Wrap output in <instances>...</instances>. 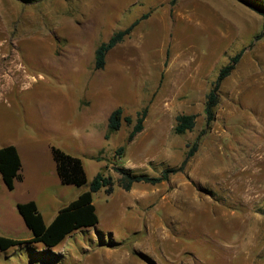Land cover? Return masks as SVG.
Wrapping results in <instances>:
<instances>
[{"label":"rangeland","instance_id":"rangeland-1","mask_svg":"<svg viewBox=\"0 0 264 264\" xmlns=\"http://www.w3.org/2000/svg\"><path fill=\"white\" fill-rule=\"evenodd\" d=\"M171 1L0 0V149L19 148L24 177L10 191L0 175V235L32 239L18 204L35 201L50 225L101 171L113 182L94 195L96 228L0 264H264V16L246 5L264 0ZM145 14L95 70L97 48ZM244 49L207 127V95ZM118 108L132 123L106 140ZM180 115L193 131L175 133ZM196 143L167 182L120 186L116 168L159 177ZM53 147L82 160L84 186L60 182Z\"/></svg>","mask_w":264,"mask_h":264},{"label":"trees","instance_id":"trees-1","mask_svg":"<svg viewBox=\"0 0 264 264\" xmlns=\"http://www.w3.org/2000/svg\"><path fill=\"white\" fill-rule=\"evenodd\" d=\"M177 0H172L171 5L175 6ZM246 5L256 13L264 16V11L249 2ZM149 18V14L143 15L136 20L131 26L125 30L115 33L108 42L102 43L95 52V70H103L106 66L107 55L119 44L129 37L134 29L144 20ZM246 49L233 56L229 63L224 66L219 73L217 80L213 84L211 92L207 95L205 108L206 123L209 127L215 120V109L219 103V90L222 83L230 77L239 64L243 53ZM147 115V110L139 114L136 124L128 137V143L143 131V123ZM132 123L131 118H124L122 108L114 110L108 119V131L105 136L106 140L110 135L120 131L122 123ZM196 126L195 115H180L177 117V125L175 133L183 135L189 131H193ZM198 150L196 143L192 150L187 154L182 166L179 169H166L159 177H151L148 175H137L125 168H116L120 175L119 184L126 191H130L135 184L145 183L152 186L160 185L167 182L171 174L181 172L185 169L189 160ZM124 147L117 150L121 155ZM52 156L56 166V174L63 185L82 187L87 182V174L81 159L65 153L59 148H52ZM22 159L18 149L11 145L0 149V174L3 182L8 190L15 189L16 181H22ZM105 189L106 193H112L113 182L110 177H106L101 171L93 180L90 189L81 194L75 201L67 207L61 209L53 222L46 225L44 218L35 201L24 204H18L17 210L22 217L26 227L32 232L33 237L28 241H20L0 235V253L7 252L19 246H28L33 248L34 245H41L46 252L57 249L71 235L78 231L96 228L99 224V217L94 204V195Z\"/></svg>","mask_w":264,"mask_h":264},{"label":"crops","instance_id":"crops-1","mask_svg":"<svg viewBox=\"0 0 264 264\" xmlns=\"http://www.w3.org/2000/svg\"><path fill=\"white\" fill-rule=\"evenodd\" d=\"M3 73L4 72H0V77H3ZM16 147V146H15ZM17 149H18V152H19V154H20V150H19V148L18 147H16ZM21 156V155H20ZM22 159V158H21ZM22 170H23V163H22ZM21 174H22V171H21ZM1 175V174H0ZM2 177V176H1ZM22 177H23V175H22ZM24 181V177H23V179H22V181H16V183H15V188H16V184L17 183H22ZM15 190V189H14Z\"/></svg>","mask_w":264,"mask_h":264}]
</instances>
